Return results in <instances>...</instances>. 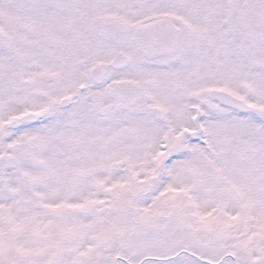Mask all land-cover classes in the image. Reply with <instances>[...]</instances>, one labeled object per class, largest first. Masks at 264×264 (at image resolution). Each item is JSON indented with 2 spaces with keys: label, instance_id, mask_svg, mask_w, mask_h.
I'll use <instances>...</instances> for the list:
<instances>
[{
  "label": "snow or ice",
  "instance_id": "snow-or-ice-1",
  "mask_svg": "<svg viewBox=\"0 0 264 264\" xmlns=\"http://www.w3.org/2000/svg\"><path fill=\"white\" fill-rule=\"evenodd\" d=\"M0 264H264V0H0Z\"/></svg>",
  "mask_w": 264,
  "mask_h": 264
}]
</instances>
